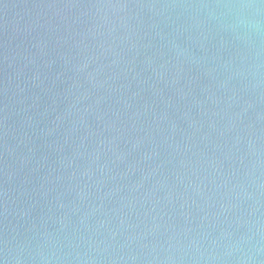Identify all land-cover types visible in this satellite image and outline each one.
Segmentation results:
<instances>
[{"label":"water","instance_id":"95a60500","mask_svg":"<svg viewBox=\"0 0 264 264\" xmlns=\"http://www.w3.org/2000/svg\"><path fill=\"white\" fill-rule=\"evenodd\" d=\"M0 264H264V0H0Z\"/></svg>","mask_w":264,"mask_h":264}]
</instances>
